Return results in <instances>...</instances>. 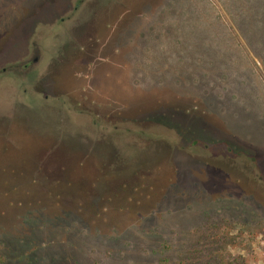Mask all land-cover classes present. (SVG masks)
Wrapping results in <instances>:
<instances>
[{
    "label": "rangeland",
    "instance_id": "1",
    "mask_svg": "<svg viewBox=\"0 0 264 264\" xmlns=\"http://www.w3.org/2000/svg\"><path fill=\"white\" fill-rule=\"evenodd\" d=\"M42 29L0 116L60 123H0V264H264V0H0V70Z\"/></svg>",
    "mask_w": 264,
    "mask_h": 264
},
{
    "label": "flooded vegetation",
    "instance_id": "2",
    "mask_svg": "<svg viewBox=\"0 0 264 264\" xmlns=\"http://www.w3.org/2000/svg\"><path fill=\"white\" fill-rule=\"evenodd\" d=\"M72 10H74V11H76L77 10V6H74L73 8H72ZM106 11V13H112L113 11H117V9H114V10H112V9H109V10H105ZM121 23V22H120ZM120 23H118V24H120ZM108 25H109V22L108 21H106L104 24H103V26L101 27V30H102V33L104 34V32H107L108 34L107 35H110L109 33L110 32H112L111 31V28L112 27H110V28H107L108 27ZM110 26V25H109ZM104 27L105 28H107V31L106 30H104ZM32 28H30V30H31ZM92 30V29H91ZM44 29H42L41 31H38V30H35L34 31V33L31 35V55H29L28 56V60H29V62H27V61H25V62H22V63H19V65H8V66H5L4 68H2L1 70H0V75H6V74H11V75H23V76H26L28 73H32L34 70H36L37 68H38V66H40L41 65V63H42V61L44 60V58H45V55L43 56V58H42V61L41 62H39V59H38V56H37V51H36V53H35V46H36V41L37 40H39V38H36V37H39V36H41L43 33H44ZM85 31V30H84ZM96 31L97 30H92L91 32H89V34H88V37H89V42H90V45H92V46H97V45H103L104 44V46H106L107 44H108V40L111 38V35H110V37L109 38H106V40L103 38V34L101 35V34H99V36H97L96 35ZM32 36H35V37H32ZM35 38H36V40H35ZM40 39L42 40V38L40 37ZM112 39V38H111ZM110 39V40H111ZM35 40V41H34ZM103 43V44H102ZM81 49H78L77 50V52H75V53H72V56H74V57H77V56H79L80 54H81ZM62 56V55H61ZM60 55H59V57H61ZM63 57V56H62ZM60 59V58H59ZM58 59V60H59ZM127 108V107H126ZM91 109L94 111V112H96V109L94 108V107H91ZM137 110H136V112L134 113L136 116H137V112H139V108H136ZM123 110V109H122ZM141 110V109H140ZM123 112V111H122ZM91 113V112H90ZM93 113V112H92ZM123 113H125V114H128V112L126 111V112H123ZM121 114V113H120ZM131 114H133V113H131ZM135 116V117H136ZM118 119H120V120H122V124L124 123L125 125L124 126H126L125 128H127L126 129V133H129V131H128V126H131V127H133V126H138L139 124L138 123H133V124H129V122H132L131 120H129V118H127V117H119ZM93 121H92V123H91V126L93 127V128H95V130L97 131H100V130H106L104 127H102L101 126V124L103 123L102 121H99L98 120V118H97V121H96V118L95 119H92ZM136 122V121H135ZM110 125V123H108V124H106V126H109ZM117 128L118 127H116V125L113 127V128H111V127H108V129L109 130H117ZM2 137H3V135H2ZM95 150H97V147H95V149H94V151Z\"/></svg>",
    "mask_w": 264,
    "mask_h": 264
},
{
    "label": "water",
    "instance_id": "3",
    "mask_svg": "<svg viewBox=\"0 0 264 264\" xmlns=\"http://www.w3.org/2000/svg\"><path fill=\"white\" fill-rule=\"evenodd\" d=\"M64 61H66V59ZM64 70L66 72L67 68H64ZM64 76H66V75H64ZM62 78H64V77H62ZM2 85H5V83H0V92L2 90H5ZM16 100H17V103L14 106L15 108H13L12 115L10 117L9 116L8 117H1L0 116V123L1 124H4V123L8 124L7 121H9V120H11L12 122H15L13 120H14L15 115H17V118H19L22 122L26 121V123L29 125L32 124L33 118L37 119L38 122H36V124L34 125L37 134L39 131H41V132L44 131L46 133V135H47V133H51V134H57L58 133V130H55L54 126H57V124H59L60 122L54 113H49L50 109H48V106H45L43 102L42 103L37 102L33 106L32 103H34V102L31 99L27 100L25 98L23 99V97H18ZM13 101H14V99H13ZM2 103H3V100H1V97H0V104H2ZM1 107L2 106L0 105V109H1ZM8 107H10V106L5 105V108L8 109ZM34 113H36V114H34ZM30 128H31V133L28 131V129H26L25 132H23L22 134L27 133L30 135H34L35 133H34L33 127H30ZM63 132H64V130H63ZM64 136H65V140L67 141V143L73 144V139L71 137H69L68 134H64ZM31 140H34V139H31Z\"/></svg>",
    "mask_w": 264,
    "mask_h": 264
},
{
    "label": "trees",
    "instance_id": "4",
    "mask_svg": "<svg viewBox=\"0 0 264 264\" xmlns=\"http://www.w3.org/2000/svg\"><path fill=\"white\" fill-rule=\"evenodd\" d=\"M179 264H184V263H179Z\"/></svg>",
    "mask_w": 264,
    "mask_h": 264
}]
</instances>
